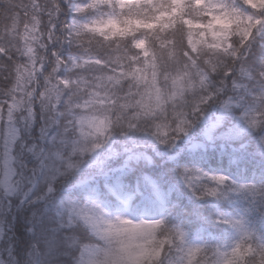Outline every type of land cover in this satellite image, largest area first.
Listing matches in <instances>:
<instances>
[{
    "label": "clouds",
    "instance_id": "9594fccd",
    "mask_svg": "<svg viewBox=\"0 0 264 264\" xmlns=\"http://www.w3.org/2000/svg\"><path fill=\"white\" fill-rule=\"evenodd\" d=\"M0 264H264V0H0Z\"/></svg>",
    "mask_w": 264,
    "mask_h": 264
}]
</instances>
